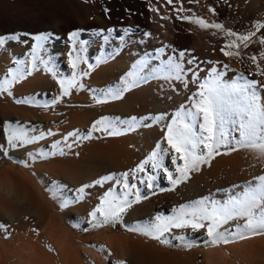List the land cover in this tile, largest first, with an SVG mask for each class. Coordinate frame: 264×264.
Masks as SVG:
<instances>
[{
  "label": "rangeland",
  "instance_id": "obj_1",
  "mask_svg": "<svg viewBox=\"0 0 264 264\" xmlns=\"http://www.w3.org/2000/svg\"><path fill=\"white\" fill-rule=\"evenodd\" d=\"M78 1L83 5L72 6L78 22L69 31L61 32L57 23L50 19L55 18L56 15L66 14L67 11L60 0H0V35L19 34L20 41H27V43L11 41L4 48H0V77L7 73L9 68L15 66L17 59L23 60L27 67H31L30 52L35 43L32 37L38 34H50V39L38 52V56L46 61V64L40 63L38 60L37 69L30 76L26 75L23 80L13 85L11 89L13 96H8L6 93L0 94V109L12 113V118H20L18 124L28 129L30 135L48 133L49 130L55 133V135H45L37 143L31 144L39 146L36 154L41 149L49 153L55 151L49 147L54 141L61 140L64 135L73 130H79L81 134L85 133L93 121L102 116L123 120L132 116L144 117L149 113L159 114L161 112L156 102H170V99L174 97L182 101L171 111L172 114L180 110L182 105L191 106L194 103L193 97L198 91V85L192 82L196 78L192 77L188 71L183 73L181 80L174 78L165 80L158 73L147 83H142L127 92L124 98L119 101L100 105L95 103L93 92H90L89 89L106 90L118 84L120 79L105 83V78L110 75L111 70L117 72L131 68L137 60L143 59L146 54L150 57V65L157 68L169 60L180 63L181 67L186 70L195 69L198 66V75L202 76L201 79L208 78L209 70L212 67H216L218 70L219 66V71L225 73L223 80L228 82L234 80L233 73H243L245 68L248 69V73H255L256 67L252 61L248 59L245 63L242 59L252 54L257 55L261 68H264V59H259V53L264 51V45H261L258 40L259 36L264 35V29L252 38L256 42L252 43L249 48L244 49L241 45L239 58L225 57L220 50L226 41L234 39V37L226 35V30L231 29L245 33L248 30H255L252 27L254 22H264L263 0H174L173 5H166L164 0ZM258 2L261 5H258ZM134 4L148 9L151 20L158 24L155 26L157 29L153 26L154 30L158 31L157 36L153 29L146 30L132 23L131 15L140 12L134 7ZM150 7L158 8L159 12L150 11ZM210 7L216 10L215 14L209 11ZM99 8L105 12L107 18H110L108 19L110 22L99 19ZM173 8H182L183 10L175 12L172 10ZM200 8H206L212 15H217V11H219V19L214 17L215 20L208 22L221 23L224 30L202 29L194 23L197 18H203V15L197 11ZM106 9L107 11H105ZM113 10L115 17L111 15ZM153 13L157 14L158 20ZM179 17H189L190 19L185 20ZM9 22L18 24L9 25ZM25 22H28L31 28H22L21 24ZM3 24L9 27L4 29ZM177 27L189 34L195 45L187 48L175 46L171 42V38ZM190 28L191 30H189ZM109 29H113V31L109 33ZM73 31L80 33L75 38V42L69 39L70 33ZM146 33L150 35H145ZM200 33L208 34L214 41L205 43L207 46L209 44L211 48H206L205 56L196 53V41H199ZM105 36H108L107 41L104 39ZM156 37L160 38L159 44L153 40ZM161 48H163L162 52L159 51ZM181 52L185 53L183 57L179 56ZM70 53L72 59L80 58L76 71L90 73L88 77L80 80L85 85L83 90L73 89L70 96L64 97L55 106L38 107L15 102V98L30 97L35 104L44 105L50 104L53 97L59 96L61 88L57 81L70 78L73 72L69 63ZM202 58L206 61L204 67L199 63ZM190 59H195L196 64L187 63ZM217 62L226 64L228 70ZM49 68L57 73L55 78L53 76L56 81L55 86L45 92L37 91L34 88L38 74H52L48 71ZM232 68L237 71L234 72ZM250 78L264 82V76L253 75ZM261 102L264 103V90L261 91ZM155 109L156 112H154ZM162 113L164 112L162 111ZM162 123L164 124L162 121L153 126L156 125L163 131ZM2 125L3 122L0 123V143L5 140ZM153 126L137 127L133 131L120 135L123 137L121 140H118L120 138L118 136L116 139L103 133H94L93 139L82 140L71 150L65 149L63 156L57 153L49 155L45 159L36 155L35 160L28 156L25 157V155H20L17 158L12 156V152L22 151L26 149V146L17 150L10 149L8 156L0 155V173L6 170L8 173L5 174V181L7 180L20 194L36 205L44 226L55 233H53L55 239L52 240L47 235L48 239L44 237L47 240L42 238L40 242L33 235L40 231L38 229L30 231L25 226L12 231L8 228L7 233L0 230V241L11 243V247L20 246L23 243L37 244L38 246H35L43 256V261H41L43 264H120L121 261L124 264H264V235L249 236V238L237 239L227 244L212 245L205 243L209 240L206 228L199 230L173 228L170 233L165 234L171 243L161 244L150 236L141 234L140 231H129L125 227L128 225L132 229H136L140 225L154 222L157 216L167 218L174 214L173 209H179L181 205H191L200 200L209 203H226L231 196L240 195L242 190L248 187L249 182H252L253 185L258 183L254 178L264 176V158H258L255 152L247 148L229 151L231 145L221 147L220 155L211 158L209 164H202L199 171H192L189 174V179L176 186L175 189L162 170H152L150 166H146L144 173L137 174L139 179L131 177L129 179V183L135 184L136 187L132 189L133 195L128 197L133 203L123 214V222L117 223L115 226L104 225L102 227H93L89 223L91 220L89 213L100 204L105 193L112 190L114 195H122L123 185L109 181L103 186L98 185L100 187L98 193L94 190L95 186L90 187L85 190L82 200L76 199L80 196L77 190L83 184H91V181L105 175L123 173L129 170L128 167L133 169L136 163L139 164L145 160L144 157L151 154L154 142H156L152 135L156 126ZM124 127L120 126L122 132ZM128 136L132 139H129ZM124 138L126 142H124ZM94 142L98 143L94 144ZM129 142L133 147L131 151L128 146ZM124 146L128 153L125 152L124 157H119L123 153L121 149ZM163 147H167V145L165 144ZM136 148L138 149L136 150ZM139 153L142 156L138 158L136 155ZM111 159L112 161H110ZM17 160H26L27 166L18 164ZM121 161L125 163V166H120ZM177 164H182V162L177 161ZM164 165L173 172L174 177L177 175L176 165L172 164L170 157L164 159ZM150 175L156 177L153 181L154 187L151 189L139 182L140 179L146 180ZM58 185L64 187L60 188ZM137 193L141 196L138 203L134 199ZM64 201H69V206L61 208L60 205ZM1 212L3 211L0 207ZM9 213L19 216L21 209L12 207ZM235 223V221H231L224 227L231 230ZM9 227L11 228L10 225ZM174 237H184L185 240L182 241ZM185 241L188 244L187 247ZM52 242L55 244L54 247H52ZM8 261L7 264H13V259H8Z\"/></svg>",
  "mask_w": 264,
  "mask_h": 264
},
{
  "label": "snow or ice",
  "instance_id": "obj_2",
  "mask_svg": "<svg viewBox=\"0 0 264 264\" xmlns=\"http://www.w3.org/2000/svg\"><path fill=\"white\" fill-rule=\"evenodd\" d=\"M166 5H173L174 0H164ZM150 11L159 12L156 7H150ZM175 12H180L182 8H173ZM107 11V9L105 10ZM213 14L216 13L214 8H209ZM167 19L168 17H162ZM189 20V17H179ZM196 23L202 29L224 30L221 23H209L203 18H197ZM255 30H248L245 33L228 29L226 35L234 37L231 41H226L221 46V52L225 57H240L239 49L243 45L244 49L255 43L252 38L257 36L264 29V22L256 21L252 26ZM113 29H109L111 33ZM128 31V29H125ZM80 33L73 31L70 33L69 39L75 42V38ZM145 35H150L146 33ZM35 41L31 48V67H27L23 60H15V66L9 68L7 73L0 77V94L6 93L13 96L12 87L20 82L25 76H30L37 69V61L46 64L38 56L39 50L43 49L45 42L50 39V34H38L32 37ZM104 39L107 41L108 36ZM123 39V37H121ZM259 43L264 45V35L258 37ZM20 41L19 34L0 35V48H4L8 42ZM27 43V41H20ZM232 49H236L233 51ZM163 51V48L159 50ZM185 55L184 52L179 53L180 57ZM69 63L73 69L72 75L67 79H59L57 83L60 85L61 92L59 96L53 97L49 103L37 105L30 97L23 99L15 98L17 104H32L38 107L55 106L60 103L64 97L72 94V90H83L85 85L80 82L81 79L88 77V71L77 72L80 58H71L69 54ZM150 57L146 54L143 59L137 60L124 76L121 77L118 84L106 90H93V99L95 103L105 104L112 101H119L124 98L125 94L130 90L147 83L159 73L165 80L175 79L181 80L183 73L188 71L192 77L196 79L193 83H197L198 91L193 97L194 103L191 106L182 105L170 122L164 125L166 136L164 137L167 147L157 144L156 149L135 168L129 169L120 174H109L98 178L92 184H83L77 191L80 196L76 199L82 200L85 190L97 185L113 181L115 184L122 183L124 192L122 195H114L109 190L101 198L100 204L89 213L91 220L89 223L93 227H102L104 225L115 226L122 223L123 214L132 206L133 201L128 197L133 195L132 189L136 186L130 184L129 179H139L138 173H144L146 166H150L152 170H162L167 179L175 189L176 186L189 179L192 171H199L202 164H209L210 159L220 155L219 149L224 146L231 145L229 151H235L239 148H247L255 152L258 158H264V103L261 102V91L264 90V82L257 79H251L253 75L264 76V68H261L256 54L245 56V61L250 59L256 67L255 73H238L232 82L224 81L222 77L225 75L223 71H217L216 67L209 70L208 78L201 79L198 75V66L195 69H184L180 63L172 60L167 61L160 68L153 67L149 63ZM259 59H264V51L259 53ZM189 64H196L195 59L187 61ZM222 64V62H217ZM227 69L226 64H222ZM53 76L57 75L51 68L48 69ZM168 120L164 113L149 114L144 117L132 116L128 119L110 118L102 116L93 121L90 128L83 134L79 130H73L64 135L61 140L54 141L49 147L55 151L49 153L43 149L37 154L28 152L27 156L35 160L36 155L47 159L49 155H65V149L71 150L82 140L93 139L94 133H103L109 137H116L127 132L133 131L137 127H151L162 121ZM123 125L124 131L120 130ZM2 132L5 140L0 143V155L8 156L9 150H17L27 145L35 144L45 137V135H55L49 130L48 133H40L39 135H30L29 130L20 124L13 125L12 122H3ZM236 133V135H233ZM63 145V146H61ZM200 150V151H198ZM170 157L173 165H176L174 177L164 165V159ZM181 161L182 164H177ZM18 164L27 166L26 160H17ZM155 176H148L147 179H140L149 189L153 188ZM258 181L255 185L249 182L248 187L240 193L233 195L226 203L206 202L203 200L196 201L191 205H181L179 209H173V215L163 218L157 216L155 221L147 225H140L136 229L125 225L129 231H140L141 234L150 236L161 244H170L171 241L166 238V233H170L173 228H191L199 230L206 228L209 240L205 243L216 245L219 243H230L237 239L249 238V236L264 235V176L254 178ZM63 188V185H58ZM55 198V197H54ZM135 202H140L141 196L137 193L134 196ZM75 202V201H72ZM69 201L61 203V208L69 206ZM235 221L232 229L225 228L229 222ZM242 221V223H241ZM223 229V231H221ZM0 230L8 232V226L0 222ZM7 238V236H6ZM175 239L185 240L184 237H174ZM185 246L188 244L185 241ZM120 264H124L123 261Z\"/></svg>",
  "mask_w": 264,
  "mask_h": 264
},
{
  "label": "bare ground",
  "instance_id": "obj_3",
  "mask_svg": "<svg viewBox=\"0 0 264 264\" xmlns=\"http://www.w3.org/2000/svg\"><path fill=\"white\" fill-rule=\"evenodd\" d=\"M61 3L64 4V7L66 9L67 12H69L67 14H60V15H56L55 18H50V19H53L52 21H55L57 23V26L58 28L60 29L61 32H67L69 31L70 29H72L74 27V25L78 22V19H77V15L76 13L74 12V9L72 8L73 5H83L81 4V2H79L78 0H60ZM187 1H192V0H187ZM258 1V0H257ZM261 1V0H260ZM264 1V0H263ZM262 1V3H263ZM255 2V1H254ZM256 3V2H255ZM261 5V3L258 2V5ZM140 5V4H139ZM201 6V5H199ZM63 7V8H64ZM134 7L137 8L138 10H140L139 14H132L131 15V20H132V23L135 25V26H140V27H143L144 29L146 30H154V27L158 24L155 22V21H152L150 16H149V12H148V9L146 7H141V6H137L134 4ZM202 7V6H201ZM256 7H258L256 5ZM261 7V6H259ZM80 8V7H79ZM100 9V12H98V15L101 17H99V19H104V21H109L108 19L110 18H107V15L105 14V12L102 11L101 8ZM98 9V10H99ZM198 12H200L201 15H203V19H205L207 22L208 21H213L214 17L218 18L220 17V14H219V11H217V15H212L208 12V10L206 8H200L197 10ZM114 14V15H113ZM154 14V13H153ZM152 14V15H153ZM199 14V13H198ZM113 17H115V12L114 10L112 11V14H111ZM97 16V15H96ZM45 17V16H44ZM154 17H156V19L158 20L157 18V14H154ZM35 19V18H34ZM37 19V18H36ZM112 19V18H111ZM215 20V19H214ZM217 20V19H216ZM18 22V21H16ZM16 22H13V24H10L9 25H14L16 24ZM23 23V21H21ZM110 22V21H109ZM116 22V21H115ZM2 23V22H1ZM7 23V21H6ZM5 23V24H6ZM18 24V23H17ZM16 24V25H17ZM20 24V23H19ZM178 24V23H177ZM4 25V24H3ZM15 25V26H16ZM22 25V28H31L29 23L28 22H25L24 24H21ZM24 25V27H23ZM1 26V25H0ZM154 26V27H153ZM177 26V25H176ZM193 26V25H192ZM191 26V28H193ZM9 26H6L4 25L3 28L4 29H7ZM14 27V26H13ZM17 27V26H16ZM157 29V27H155ZM191 28L189 30H191ZM197 28V27H196ZM1 29V28H0ZM16 30V29H15ZM33 30V29H31ZM10 31V30H9ZM155 31V30H154ZM173 31V30H172ZM195 31V30H194ZM193 31V32H194ZM199 31V30H198ZM197 31V32H198ZM156 36H157V33L158 31L156 30ZM200 32V31H199ZM172 33V32H171ZM203 33V32H202ZM200 33L199 34V38L198 39L199 41H196V47H197V54H199L200 56H205L207 53H205L206 51V48H210V45L208 44V46L206 45L207 43L206 42H211L213 43L214 41L212 40L211 36H209L208 34H202ZM159 35V34H158ZM172 35V34H171ZM173 37L171 38V42H173V44L175 46H180L182 48H187L189 46H192V45H195L193 39L191 36H189V34H187L186 32L182 31L180 29V27H177V29H175V31H173ZM154 41H157V43L159 44V40L160 38L156 37L155 39H153ZM141 43V42H140ZM206 43V44H205ZM172 44V43H171ZM140 46V45H139ZM205 48V49H204ZM192 49V48H191ZM211 51V50H210ZM209 52V51H207ZM215 61V60H214ZM225 62V61H224ZM199 63L202 67H204L206 61L205 59H200L199 60ZM223 63V62H222ZM219 64V63H218ZM111 66V65H110ZM217 66V65H216ZM219 66V65H218ZM222 67V65H221ZM238 68V66H236ZM255 67V66H254ZM220 68V66H219ZM218 68L217 71H219L220 69ZM111 69V68H110ZM131 68H128V69H124V70H119L117 72L115 71H112L110 72V75L108 76V74H106V77L105 80L107 83L108 81H115V80H119L121 79L122 76H124ZM223 69V68H222ZM233 69V68H232ZM228 70V69H227ZM234 70V69H233ZM237 71V69H235ZM234 70V72H235ZM239 70V69H238ZM44 71V70H42ZM47 71V70H46ZM225 71V70H224ZM230 72V71H229ZM233 72V71H232ZM243 73L247 74L248 73V69L245 68L243 71ZM42 73V72H40ZM45 73V72H44ZM51 73V72H50ZM241 73V72H240ZM228 74V72H227ZM238 74L237 73H233L232 76L236 77V75ZM37 76V75H36ZM201 76V74H200ZM102 77V76H101ZM105 77V76H104ZM202 77V76H201ZM225 77V75H224ZM35 78V77H34ZM55 78V77H54ZM53 78V75L52 74H38L36 80H35V83H36V86L34 89H36L37 91H47L49 89H51V87H54L55 84H56V81L54 80ZM103 78V77H102ZM190 78V77H189ZM104 79V78H103ZM192 79V77H191ZM204 79V77L202 78ZM223 79V77H222ZM230 79V78H229ZM34 83V84H35ZM106 85V84H105ZM31 87V86H30ZM27 92V91H26ZM32 92V91H30ZM172 95V94H170ZM178 96V95H177ZM171 98V96H169ZM166 100V99H165ZM172 100V101H171ZM164 101V100H163ZM182 100L178 99L177 97H174L173 99H170V102L169 101H166V102H156L158 103V108L160 110V112L162 113V111L164 112V114L167 115L168 117V120H165L163 121L164 124L162 123V125H165L166 123L170 122L172 116L174 114L171 113V111H173L174 108H176L179 103L181 102ZM154 102V101H153ZM152 102V103H153ZM153 106V105H152ZM152 108V107H151ZM150 109V108H149ZM154 109V108H153ZM158 110V111H159ZM143 111V110H142ZM148 112V111H146ZM152 112V111H151ZM156 112V109L155 111ZM149 113V112H148ZM150 114V113H149ZM153 114V113H152ZM156 114V113H155ZM12 113H9L5 110H1L0 109V123L1 122H12L14 125H16L18 123V121L20 120V118H12ZM16 122V123H15ZM156 126V125H155ZM153 126V127H155ZM161 127V125H160ZM163 127V126H162ZM142 129V128H141ZM149 129V128H148ZM151 129V128H150ZM154 129V128H153ZM154 131V130H152ZM145 132V131H144ZM142 133V132H141ZM146 133V132H145ZM150 133H151V130H150ZM154 134L153 135V140L156 141L154 142V145L156 144H160L161 146H164L166 143H165V140H164V137L166 136V130L164 128L163 131H161L159 128H155V132H153ZM128 135V134H127ZM142 135V134H141ZM132 136V135H131ZM138 136V135H137ZM144 136V135H142ZM106 137V136H105ZM120 137V136H118ZM117 137V138H118ZM107 138V137H106ZM105 138V139H106ZM112 138V137H110ZM110 138L108 139L110 141ZM116 138V137H115ZM116 138V139H117ZM123 137H120L118 140H121ZM129 138V136H128ZM127 138V139H128ZM104 139V140H105ZM125 139V138H124ZM123 139V140H124ZM129 139H132V138H129ZM144 139V138H143ZM101 141V139H100ZM99 141V142H100ZM103 141V139H102ZM107 142V140H105ZM108 141V143H109ZM114 141V140H113ZM117 141V140H116ZM115 141V142H116ZM128 141V140H127ZM152 141V140H151ZM118 142V141H117ZM124 142H126V139L124 140ZM98 143V142H97ZM96 142H94V144H97ZM102 143V142H101ZM100 143V144H101ZM120 143V142H119ZM130 143V142H129ZM146 143V142H145ZM93 144V143H92ZM99 144V145H100ZM103 144V143H102ZM117 144V143H116ZM135 144V143H134ZM143 144V143H142ZM150 144H152L150 142ZM105 145V144H104ZM114 145V144H113ZM127 145V144H126ZM133 145V144H132ZM140 145V144H139ZM153 145V150L154 151L156 149V145L154 146ZM98 147V145H95ZM94 146V147H95ZM130 148V151L132 150L133 147H131V143L130 145H128ZM127 146V147H128ZM145 146V145H143ZM142 147V146H141ZM148 147V146H146ZM95 149V148H94ZM101 149V148H100ZM128 149V150H129ZM138 148H136L137 150ZM144 150V148H142ZM39 150V146L38 145H28L26 146V149L22 150V151H14L12 152V156H14V158H17V157H20V155H25V157L27 156V153L28 152H33V154H36V151ZM93 150V149H92ZM96 150V149H95ZM94 150V151H95ZM118 150V149H117ZM140 150V149H139ZM149 150V149H148ZM110 151V150H108ZM121 152H123L122 154L119 155V157H124V153L126 152L125 150V146L123 149H121ZM134 152V151H133ZM136 152V151H135ZM147 152V150H146ZM95 153V152H94ZM116 153V152H115ZM128 153V152H126ZM96 154V153H95ZM111 154V153H109ZM119 154V153H118ZM136 154V153H134ZM116 155V154H115ZM108 156V155H106ZM142 154L139 153L136 155V157H141ZM148 156V155H147ZM147 156H143L145 159L147 158ZM110 158V157H109ZM143 158V159H144ZM136 160V159H135ZM112 161V159L110 160ZM117 161V160H116ZM127 162V160H125ZM124 161V162H125ZM143 161V160H142ZM122 162V161H121ZM114 165V164H113ZM119 165V164H118ZM121 165H124L125 166V163H120V166ZM138 165V163H136L135 167ZM112 166V165H111ZM127 166V165H126ZM117 167V166H116ZM134 167V168H135ZM114 168V167H113ZM128 169H130L128 167ZM7 170L5 172H2L0 173V207L2 208V211L0 213V222L6 224L8 226L9 229H11L12 231L13 230H16V229H19V228H24L25 226L28 227V229L31 231V230H40L39 232L37 233H34L33 235L35 236L36 239H39V241L41 242L42 238L46 237L47 238V235L49 236L50 239H55L54 238V232L50 231V229H48L47 226H44V222L42 220V217L40 216V212L39 210L37 209L36 205L29 201L26 197H24L22 194H20L18 192L17 189H15V187L10 184L7 180L5 181V174H8L6 173ZM109 172V171H108ZM142 174V173H141ZM260 175V174H259ZM94 181H91V184L93 183ZM114 184V183H113ZM78 185V184H77ZM113 186V185H112ZM115 186V184H114ZM113 186V187H114ZM100 189V187L95 186L94 190L95 192H97L98 190ZM94 192V191H93ZM100 192V190H99ZM98 193V192H97ZM12 207H18L19 209H21V214L19 216H13L12 214L9 213V211L11 210ZM9 225L11 226V228L9 227ZM2 231V230H1ZM0 231V232H1ZM54 233V234H53ZM33 235H31L33 237ZM41 238V239H40ZM44 238V240L46 239ZM48 239V238H47ZM46 239V240H47ZM53 243V242H52ZM40 244V243H39ZM42 244V243H41ZM37 245V244H35ZM33 244H26V243H23L22 245L20 246H16V247H11V243L9 242H5V241H0V264H7L9 263L8 259L12 260L13 259V264H43L41 261H43L42 259V255L40 253V250L38 249V245L35 246ZM55 244L53 243V246L54 247ZM60 247V245H59ZM47 260V259H46ZM45 260V261H46Z\"/></svg>",
  "mask_w": 264,
  "mask_h": 264
}]
</instances>
